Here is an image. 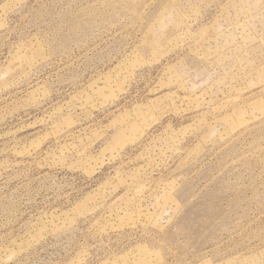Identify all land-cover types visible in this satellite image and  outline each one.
<instances>
[{"label": "rangeland", "instance_id": "374dc122", "mask_svg": "<svg viewBox=\"0 0 264 264\" xmlns=\"http://www.w3.org/2000/svg\"><path fill=\"white\" fill-rule=\"evenodd\" d=\"M0 264H264V0H0Z\"/></svg>", "mask_w": 264, "mask_h": 264}]
</instances>
